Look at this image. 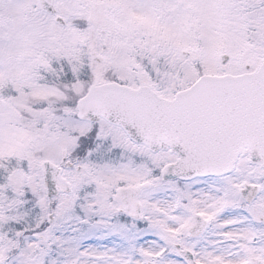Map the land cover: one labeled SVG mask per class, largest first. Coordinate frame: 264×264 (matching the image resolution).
<instances>
[{
  "label": "snow or ice",
  "instance_id": "snow-or-ice-1",
  "mask_svg": "<svg viewBox=\"0 0 264 264\" xmlns=\"http://www.w3.org/2000/svg\"><path fill=\"white\" fill-rule=\"evenodd\" d=\"M0 264H264V0H0Z\"/></svg>",
  "mask_w": 264,
  "mask_h": 264
}]
</instances>
